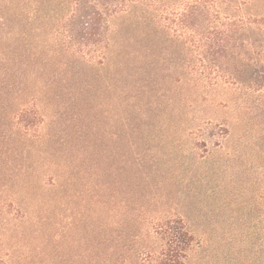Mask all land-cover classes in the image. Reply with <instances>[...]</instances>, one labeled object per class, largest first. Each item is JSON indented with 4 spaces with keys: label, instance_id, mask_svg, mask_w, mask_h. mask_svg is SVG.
I'll list each match as a JSON object with an SVG mask.
<instances>
[{
    "label": "rangeland",
    "instance_id": "obj_1",
    "mask_svg": "<svg viewBox=\"0 0 264 264\" xmlns=\"http://www.w3.org/2000/svg\"><path fill=\"white\" fill-rule=\"evenodd\" d=\"M5 5L0 254L118 264L144 227L181 217L191 264H264V95L197 90L200 55L137 22L141 6L111 22L109 60L92 64L44 43L55 4Z\"/></svg>",
    "mask_w": 264,
    "mask_h": 264
},
{
    "label": "trees",
    "instance_id": "obj_2",
    "mask_svg": "<svg viewBox=\"0 0 264 264\" xmlns=\"http://www.w3.org/2000/svg\"><path fill=\"white\" fill-rule=\"evenodd\" d=\"M8 2L55 4L57 9L43 16L42 26L52 34L44 43L56 55L92 64L109 60L111 22L141 6L137 22L173 32L176 44L187 43L200 55L199 62L187 66L197 90L239 88L264 95V0H183L177 5L165 0H0L1 14ZM143 229L135 250L118 264H191L198 241L183 218H162ZM25 253L21 263L0 254V264H29L32 252ZM99 261L110 263L106 256Z\"/></svg>",
    "mask_w": 264,
    "mask_h": 264
}]
</instances>
